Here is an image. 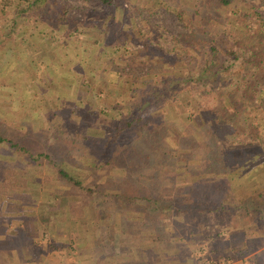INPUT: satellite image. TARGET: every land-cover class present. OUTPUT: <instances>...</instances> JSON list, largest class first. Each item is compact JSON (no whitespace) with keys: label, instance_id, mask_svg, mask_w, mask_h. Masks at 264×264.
Segmentation results:
<instances>
[{"label":"rangeland","instance_id":"374dc122","mask_svg":"<svg viewBox=\"0 0 264 264\" xmlns=\"http://www.w3.org/2000/svg\"><path fill=\"white\" fill-rule=\"evenodd\" d=\"M19 1L0 0V129L5 138L24 143L31 155L45 152L51 162L42 158L29 160L28 154L2 144L0 159L14 165L21 177L23 172L26 176L22 179L23 187L14 186L12 200L19 188L26 190L25 184L32 181L38 184L33 192L43 191L55 196L48 202V209H55L61 196L68 197V202L63 203L69 217L81 214L85 207L97 220L95 205L100 201L99 208L104 210L100 216L108 218L112 226L123 216L121 221L127 228L131 225L140 232L137 236L141 237L136 242L124 237L125 242L124 239L116 241L117 247L132 244L135 249L139 246V250L132 253L136 258L140 252L147 258V248L163 252L166 247L162 240L157 242L161 246L150 243L155 236L152 229L155 218L150 215L152 211L146 198L151 192L178 202L186 193L198 192L191 191L188 177L182 176L184 161L181 158L193 144L192 136L198 144L194 139L196 134L208 137L206 127L214 128V106L218 99L206 93L203 84L193 89L185 82L169 101H158L154 106L150 115L164 118L166 132L170 130L171 133L165 150L168 161L158 167L163 179H150L155 172L146 167L149 164L142 158L152 152L146 143L142 150L136 145L139 142L133 141L139 137L137 130L128 128L117 132L116 129L124 120H130L131 104L147 89V84H151L155 72L178 77L181 76L178 68L193 70L199 61L195 51L175 41L176 34L184 32L185 28L174 16V11L182 7L191 12L196 5L202 17L210 12L207 26L218 32L220 39L217 36L215 44L221 48L225 45L221 39L225 8L214 0H112L104 14L105 9L98 0H64L70 19L64 21L63 26L55 27L54 0L39 4L37 9L30 7L14 17V9L26 6L23 0L18 6ZM233 10L237 12L238 7ZM259 12L264 15V9ZM12 17L16 20L10 29ZM138 29L142 30L141 35ZM156 64L161 69L164 66L165 70H156ZM234 72L236 76L244 74L240 70ZM260 81L256 73L251 81L239 84L237 94L246 110L239 109L233 121L243 132L248 130L250 122L264 136ZM224 106L227 112H232L228 101ZM202 121H207L203 133L200 130ZM117 133V144L109 145L105 155L103 143H111ZM213 138L217 140V136L212 135ZM176 139L182 146L176 145ZM191 148L193 157L202 155V149ZM56 164L90 191L60 180L55 173ZM248 165L244 162L236 168L237 178L230 182L231 194L259 197L260 192L262 199L264 171L261 170L255 179L244 178ZM188 167L199 169V165L193 163ZM7 183L13 186L16 181ZM30 188L32 190L30 186L28 190ZM126 196L135 199L126 203ZM5 200L3 196V204L8 203ZM22 215L28 218V212L22 211ZM157 218L162 219L161 216ZM174 219L179 226L182 223L186 226L188 240L179 233L170 237V241L187 245L178 255L184 259L183 264H264V220L252 224L242 211L237 216L230 211L207 212L202 216L189 212ZM173 226L179 230L178 226ZM165 230L168 229L164 227ZM163 236L165 238V234ZM253 238L256 248L247 244L248 249L236 251L243 240ZM139 262L141 259L133 264Z\"/></svg>","mask_w":264,"mask_h":264},{"label":"trees","instance_id":"16d2710c","mask_svg":"<svg viewBox=\"0 0 264 264\" xmlns=\"http://www.w3.org/2000/svg\"><path fill=\"white\" fill-rule=\"evenodd\" d=\"M21 1L17 2L18 6ZM23 1H25L26 6L23 8L16 6L19 9H14V17L20 16L21 11L27 12L30 7L37 9L39 4L45 3L47 0ZM98 1L105 9L104 14L108 12L107 8L113 3L112 0ZM214 1L220 7L225 8L221 35V39L224 40L225 45L219 48L215 44L219 34L207 26L211 17L210 12H206L207 15L202 17L200 8L196 5H194V9L191 12L182 7L177 8L174 11V16L182 23L185 30L184 32L177 33L174 39L199 55L196 67L193 70L191 68L185 70L178 68L181 75H178V77L169 73L155 72L153 78L150 80L151 84H147V89L131 104L130 120H124L123 125L118 126L116 129L117 132L128 128L137 130L139 137L134 138L133 141L139 142V145H136L140 146V148L146 143V147L152 152V154H145L142 158L147 160L149 164L146 167L152 168L155 172V175L150 176V179L151 177L153 179H163L158 167H163L168 161V153L165 150L168 149V140L171 133L170 130L166 132L167 124L164 118L161 116L153 118L150 115L154 106L157 105L158 101H169L175 93L181 90L182 84L185 82H189L193 89L203 84L207 89L206 93H212L218 99L217 105L214 106V128L210 130L209 127H206L207 121L200 122L201 133H203V129L205 130L206 127L208 137L201 138L196 134L197 137L194 138L196 141L198 140V144H196L192 136L190 139L193 141V144L187 147L188 152L184 154V158H181L184 161L182 166L184 174L182 176L188 177L191 191L197 190L198 192L195 194L188 192L189 194L186 193L184 198H181L178 202L173 200V198L168 199L163 195L158 196V194L151 192L149 197L146 198L149 209L152 211L150 215L155 218L154 227L152 228L155 236L150 239V243L157 247L162 245H157V242L162 240L166 249L163 252H156L152 248H147L145 250L148 252L147 258L144 255L146 259L141 260L139 264H183L184 259L178 257V255L180 250L186 249L187 245L170 241V237L178 233L182 235V238L188 240V236L185 234L186 226L183 223L182 225L180 224L181 226L176 224L178 222L174 219L176 216L184 217L189 212H196L199 216H202L204 213L217 211H230V214L237 216L242 211L249 217L252 224L256 225L264 220V198L261 199L260 192L258 193L259 197L258 195L235 197L231 194L232 184L230 183L232 179L237 178L236 174L238 171L236 168H239L244 162L250 164L245 170L244 178L255 179L261 170L264 171V136L250 122L247 124L248 130L246 133L239 130L233 121L237 117L239 109L242 111L246 110V106L241 105L242 102L239 100L240 98L237 94L239 84L243 85L247 81H251L256 73L259 74L262 85V90L259 91L262 100L260 97L259 102L264 101V15L259 12L261 9H264V0ZM54 6L56 7V13L53 18L56 20L55 27L59 25L63 26L70 19L67 16L69 9L66 7V2L64 0H54ZM235 7H238L237 12L233 10ZM14 17H12L10 29L14 27L13 23L16 20ZM138 34L141 35L142 30L138 29ZM147 46L149 47L150 44L147 43ZM155 67L157 68L156 70H165L164 66H161L163 68L161 69L158 64ZM237 70L243 71L244 74L241 76L234 75V71ZM251 70L252 73H249ZM248 75H250V78ZM221 97H223V102L221 101ZM258 97L255 96V98ZM227 101L233 109L232 112L226 111L224 102ZM196 103L198 105V102ZM212 135L217 136V140L212 139ZM117 136L118 133L114 135V138H111V143H103L105 155L109 145L115 146L117 144ZM175 143L177 146H182L178 139H176ZM2 144H7L11 149L28 154L29 160L38 161L39 158H42L51 162L49 155L45 152H37L35 156L31 155L24 143L5 138L0 129V146ZM192 146L202 149V155L199 158L193 157L190 154ZM155 147L156 149L153 150ZM124 157L127 156L123 155ZM153 162L154 164L151 166ZM191 163L199 165V169L188 167ZM55 169V173L60 180L84 191H90V189L82 185L80 180L72 176L59 164H56ZM23 177H26L24 176V172L21 177L17 170H15L14 165L0 159V203L3 202L1 201L3 196L6 199L5 202L12 200L14 186L23 187L22 183H25L22 180L24 179ZM10 180L16 181L17 184L15 183L11 186V184L7 183ZM211 182L212 184H210ZM133 199L135 197L126 196L125 202L128 203ZM99 204H101L100 201ZM99 204L95 205V210L97 209L98 211L97 220L103 218L100 214L103 215L104 211L101 206L99 208ZM157 216H161L162 219H158ZM173 225L178 226L179 230ZM164 227L168 230L163 231ZM163 234H165V238ZM161 235L163 239H161ZM170 244H173V246L170 247ZM247 244L249 247L256 248L257 246L255 245V238L243 240L240 248H236V251L248 249ZM174 257H178V259L172 261Z\"/></svg>","mask_w":264,"mask_h":264},{"label":"crops","instance_id":"0c3cea01","mask_svg":"<svg viewBox=\"0 0 264 264\" xmlns=\"http://www.w3.org/2000/svg\"><path fill=\"white\" fill-rule=\"evenodd\" d=\"M25 185L27 189L19 188L14 200L0 203V264H133L144 258L140 251L139 258L132 255L139 246L115 245L124 237L130 241L141 237L136 228L123 224V216L114 226L108 218L95 220L85 207L81 214L69 217L64 207L68 197L61 196L57 207L48 209L55 196L33 192L38 187L35 182ZM22 211L28 212L27 219Z\"/></svg>","mask_w":264,"mask_h":264}]
</instances>
